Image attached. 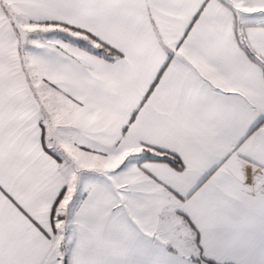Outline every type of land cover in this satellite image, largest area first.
<instances>
[{"label": "snow or ice", "instance_id": "6c2138e0", "mask_svg": "<svg viewBox=\"0 0 264 264\" xmlns=\"http://www.w3.org/2000/svg\"><path fill=\"white\" fill-rule=\"evenodd\" d=\"M0 264H264V0H0Z\"/></svg>", "mask_w": 264, "mask_h": 264}]
</instances>
